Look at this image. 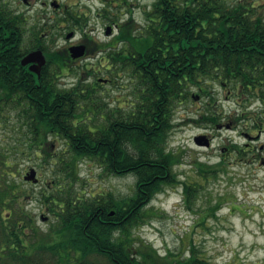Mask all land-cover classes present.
Segmentation results:
<instances>
[{"label":"trees","instance_id":"obj_1","mask_svg":"<svg viewBox=\"0 0 264 264\" xmlns=\"http://www.w3.org/2000/svg\"><path fill=\"white\" fill-rule=\"evenodd\" d=\"M232 2L154 0L145 11L146 25L138 27L132 15L120 25L114 39L103 46L109 51V79L121 81L127 92L124 111L106 110L105 96L97 94L101 87L88 86L82 75L74 87L62 86L58 78L65 75V54L49 46L42 47L47 63L41 74L25 73L23 54L13 45L16 34L0 35V119L6 124L11 115V120L28 124L16 135L15 146L0 148V264H210L193 242L185 255L171 250L161 254L136 229L147 220L145 206L152 198L165 185L179 182L174 167L182 163V152L168 143L179 104L209 94V81L220 80L259 100L264 112V55L258 52L264 51V23L249 20L264 15L256 9L245 14ZM111 5L99 10L109 20L121 9ZM1 7L0 0V18L6 16ZM235 18L243 21L236 23ZM88 19L69 14L67 26L85 30ZM236 35L247 37L233 38ZM111 44L116 47H108ZM237 56L246 61L234 72ZM255 83L260 87L248 88ZM211 108L201 114L202 122L218 121V112ZM49 129H58L65 144L55 154L41 147ZM25 157L39 170L51 169V177L33 192L58 215L47 232L35 226L23 204L28 193L18 179ZM84 161L98 166L101 178L132 173L134 193L121 197L103 188L87 191L81 174ZM195 162L204 180L224 170V161ZM183 184L191 207L204 185Z\"/></svg>","mask_w":264,"mask_h":264},{"label":"rangeland","instance_id":"obj_2","mask_svg":"<svg viewBox=\"0 0 264 264\" xmlns=\"http://www.w3.org/2000/svg\"><path fill=\"white\" fill-rule=\"evenodd\" d=\"M8 1L14 7L18 4V7L26 10L30 8L35 11L41 7L40 1L31 5H26L20 0ZM74 1L78 3L73 7L89 14L86 29L95 37L107 40L109 37L105 34V22L98 15L104 0ZM130 1L134 2L131 6L132 16L136 22L145 23L144 11L152 7L154 0ZM34 11L30 12L31 17ZM48 11H51V7ZM123 11L126 13L122 17L128 18V10ZM29 22H32L31 18ZM62 42H65L64 36ZM99 60L100 58L96 57L85 62H96L100 66ZM101 69L103 71L98 73V76L109 77L105 66ZM80 75V71L76 74L61 75L58 81L61 85L67 83L65 86H72ZM85 81L88 84L93 79L89 78ZM124 81L126 83V79ZM107 87L114 95L117 94V87ZM229 87L231 86H225L220 80H210L209 94L201 93L199 97H192L177 106L168 143L170 149L177 153L182 152V163L174 167L179 182L165 185L162 191L145 206L149 216L136 229V233L152 243L161 254L171 250L185 255L190 243L193 242L210 264H264V165L257 159L239 160V156L224 149L234 139L238 140L240 145L246 141L244 137H239V132L232 127L235 119L244 113L250 112L252 115L260 113L263 105L259 100L241 95L236 88L229 92ZM125 93L127 94L126 89ZM211 95L214 100L210 98ZM209 105L218 112L219 119L216 123L201 121V114ZM10 118L11 115L6 124L0 119L2 149L11 148L16 143L17 134L11 128L14 121ZM190 119L199 120L196 122ZM250 120L248 117L240 119L238 121L240 130L244 124H250ZM201 134L211 137L210 145L196 144L194 139ZM260 142L264 143V133ZM64 146L62 142L60 149ZM196 160L214 165L224 161V170H220L217 177L211 176L204 180L197 172ZM20 163V167H24L25 170L18 180L23 183L28 193L23 200L25 210L32 214L35 226L39 227L41 232H47L54 223L55 217L48 213L45 205L33 195V192H38L47 177H51V169L39 170L41 180L34 184L25 181L24 174L28 167H34L35 161L25 157ZM99 172V167L90 161L81 164V174L85 178L84 185L87 191L103 188L121 197L134 193L136 177L132 173L101 178L98 176ZM184 181L204 185L199 190L198 196L192 200L191 207L185 200ZM217 204L218 206L214 208ZM236 204L240 206V210L234 209ZM42 213L49 216V221L41 218ZM28 235L29 239H33L31 232H28Z\"/></svg>","mask_w":264,"mask_h":264},{"label":"flooded vegetation","instance_id":"obj_3","mask_svg":"<svg viewBox=\"0 0 264 264\" xmlns=\"http://www.w3.org/2000/svg\"><path fill=\"white\" fill-rule=\"evenodd\" d=\"M26 5H31L33 2H41V7L37 8L35 11L34 9H23L18 7V4L14 7L8 0H1L2 10L6 14L0 18V35L3 38H9L10 35L13 33L17 36V42L13 45L17 47L19 51L23 54L20 57V62L22 64V59L32 50H42L43 48H47V46L64 53V60L62 70L64 74H76L79 73L82 75V78L87 80L89 78L93 79L92 82H89L87 85L93 87V89H99L97 91L98 95L105 96L107 101L106 110L111 112L115 111H124L125 110V88L121 84H117L113 82L109 78L94 77V74L100 73L103 70L101 67L105 66V70L111 69L110 59L108 56V50L104 48L103 43H108L112 39H114L115 35L119 31L120 25L129 20L128 18H123L122 16L126 13L122 9L118 11V14L115 15L114 19H107L104 21L105 18H102L105 22V34L109 37L107 40H102L100 38L95 37L92 35L91 31L87 29L80 31L81 28L79 26H74V28L69 29L67 26V15L69 14H80L83 12L82 9L73 7L78 2L74 0H20ZM107 2H111L114 6L122 7L124 3H129L133 5L134 2L130 0H106ZM233 4L239 8L238 10L241 11L243 8L245 14H250L253 9H256L259 14L264 15V0H232ZM51 7V11H48ZM20 8V9H19ZM34 11L32 17L30 16V12ZM131 13V11H130ZM129 13V14H130ZM17 15V18L14 19L12 15ZM32 19V22H29V19ZM146 19V17H145ZM250 21H261L264 23V17L258 19L257 17H253L249 19ZM234 22L238 23L243 21V19L235 18ZM14 23L16 25L14 26ZM147 23V21H146ZM146 23H143V25ZM138 27H143L139 26ZM111 27V28H110ZM94 29V28H93ZM73 31L74 34L71 38L67 37V34ZM109 31V32H107ZM65 37V42H62V37ZM247 37V35H236L233 38H243ZM251 37V36H250ZM54 42L52 43V41ZM8 43V40L6 41ZM12 46V45H11ZM76 46H83L85 48V52L82 56H74L79 50L76 49ZM33 47V48H32ZM108 47L115 48L113 44ZM25 52V53H24ZM259 53L264 55V51H258ZM99 57V64L96 62H85L88 59H94ZM242 61H246L245 59H241L238 56L234 58V66L235 71L240 68ZM30 65L26 64L23 65V70L27 73L30 70ZM264 66V62H263ZM44 67V66H43ZM42 67V69H43ZM35 73V72H34ZM86 76V78H85ZM95 79L97 81H95ZM107 79V80H103ZM225 86L230 85L228 82H222ZM67 84V83H66ZM65 84V85H66ZM240 87H244L243 83L239 82ZM76 83H73L72 86L74 87ZM260 84L255 83L248 84V88H259ZM68 86V87H72ZM117 87L118 92L116 95L109 89V87ZM229 92H232L234 87L230 85ZM66 87V86H65ZM108 88V89H107ZM114 89V88H112ZM242 118L237 117L232 125L233 128L239 132V137L242 136L245 138L246 141L242 145L238 143V140L234 139L230 145L224 147L226 151H230L231 153L236 154L239 156V160H255L257 159L260 161L262 165H264V143L260 142L261 135L264 133V113H259L256 115H247L246 117L250 118V124H244V126L239 128L238 121L240 119H244V115H240ZM28 127L27 122H21L19 120H14L13 125L11 126L13 132L15 130L16 134L20 133V129H25ZM28 129V128H27ZM209 136V135H208ZM48 140L41 145V147H45L48 152L51 154H55L56 151L61 147V136L58 129H49L47 131ZM210 137V136H209ZM211 139V137H210ZM237 163V161H236ZM48 213L55 217L54 222L58 221V215L48 208H46ZM235 210H240V206L236 204L234 207ZM41 218L45 221H49V216L45 214H41ZM109 247H105V250H109Z\"/></svg>","mask_w":264,"mask_h":264},{"label":"water","instance_id":"obj_4","mask_svg":"<svg viewBox=\"0 0 264 264\" xmlns=\"http://www.w3.org/2000/svg\"><path fill=\"white\" fill-rule=\"evenodd\" d=\"M72 35L73 32H69L67 37L69 38ZM76 49L79 51L74 54V56H82L85 52V48L83 46H76ZM29 63H31L30 70L40 75L41 68L46 63V56L44 52L40 49L29 52L25 57H23L22 64L26 65ZM194 140L198 145L208 146L210 142L206 135H197ZM24 178L26 180H33L34 182H37L39 180V178L37 177V170L35 168H30V170L25 174ZM113 213L114 211H111V214Z\"/></svg>","mask_w":264,"mask_h":264}]
</instances>
